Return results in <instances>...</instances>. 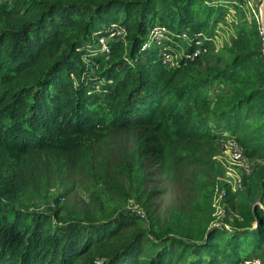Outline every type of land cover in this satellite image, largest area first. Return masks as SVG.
Wrapping results in <instances>:
<instances>
[{
	"label": "trees",
	"instance_id": "obj_1",
	"mask_svg": "<svg viewBox=\"0 0 264 264\" xmlns=\"http://www.w3.org/2000/svg\"><path fill=\"white\" fill-rule=\"evenodd\" d=\"M229 4L246 13L236 0H0V264L264 257V58L243 32L229 60H205ZM113 22L127 35L105 51ZM155 24L185 47L176 66L143 47ZM199 32L209 51L192 60ZM225 135L254 161L227 228L212 224ZM94 188L138 209L103 215Z\"/></svg>",
	"mask_w": 264,
	"mask_h": 264
},
{
	"label": "rangeland",
	"instance_id": "obj_2",
	"mask_svg": "<svg viewBox=\"0 0 264 264\" xmlns=\"http://www.w3.org/2000/svg\"><path fill=\"white\" fill-rule=\"evenodd\" d=\"M238 4H247L243 5V9L246 13L243 14L236 6L229 4L231 10H227L223 15L226 17H221L219 20L220 30L217 36L214 37L211 43V51L206 55L205 60L210 64H216L220 61L225 62L229 60L233 55V48L238 41L239 36L244 32L245 39L255 42L254 45L258 50L261 51V39L259 29L263 28V0H236ZM238 6V5H237ZM218 24L216 25V27ZM185 47L179 48L177 53H182ZM262 54V52H261ZM263 56V55H262ZM204 69V68H203ZM199 66L193 68L191 76L196 75L197 72L203 70ZM264 78V74H263ZM223 151V150H222ZM225 155V153L223 154ZM242 169L240 166L232 165L229 161H226V165H218V174L226 180V183L234 182L239 179ZM96 194L102 199V212L103 215H110L112 212L117 211H134L138 209V206L134 203L126 204L119 201H113L106 197L103 194L101 189L94 188ZM61 190H64L63 187ZM88 202L90 201L87 198ZM29 206L39 210H49L52 209V201L49 199L43 198H34L29 200ZM101 212V213H102ZM215 213V211H214ZM213 213V214H214ZM212 224L218 225L221 227H229L231 223L235 220V215L230 210H226L221 216L212 215ZM264 258V257H263Z\"/></svg>",
	"mask_w": 264,
	"mask_h": 264
},
{
	"label": "built area",
	"instance_id": "obj_3",
	"mask_svg": "<svg viewBox=\"0 0 264 264\" xmlns=\"http://www.w3.org/2000/svg\"><path fill=\"white\" fill-rule=\"evenodd\" d=\"M168 28L161 24H155L151 27L148 39L143 45L147 47L150 44H156L161 48V58L165 65L176 66L178 64L179 54L173 52L166 44L168 37ZM259 33L262 40L261 52L264 58V28L259 29ZM127 35V30L124 25L113 22L109 27L107 34H104L98 38V42L102 49L108 51V42L117 38H124ZM218 35V34H217ZM215 35V36H217ZM214 36V37H215ZM189 37V31L184 30L181 33V39L186 40ZM212 38V41L214 39ZM205 35L202 32L197 33L196 46L191 55V59L194 60L206 54L209 51V47L205 44ZM220 146L222 153L228 156V161L232 165L240 166L242 169L239 179L226 183V180L219 176L214 187L213 196V207L215 208V215L221 216L230 210L226 199L231 192H235L242 188L243 178L249 177L254 172V161L246 153L244 147L238 142V140L232 135H225L220 140ZM217 157V156H216ZM226 165V164H225ZM231 211V210H230ZM241 264H263V258L260 256H255L252 258L244 259Z\"/></svg>",
	"mask_w": 264,
	"mask_h": 264
},
{
	"label": "crops",
	"instance_id": "obj_4",
	"mask_svg": "<svg viewBox=\"0 0 264 264\" xmlns=\"http://www.w3.org/2000/svg\"><path fill=\"white\" fill-rule=\"evenodd\" d=\"M228 160H229V159H228V156L223 155L222 150H221V147H220L219 152H218V154H217V161H218L220 164L225 165V164H226V161H228Z\"/></svg>",
	"mask_w": 264,
	"mask_h": 264
},
{
	"label": "water",
	"instance_id": "obj_5",
	"mask_svg": "<svg viewBox=\"0 0 264 264\" xmlns=\"http://www.w3.org/2000/svg\"><path fill=\"white\" fill-rule=\"evenodd\" d=\"M262 9H263V16H264V0H263ZM263 28H264V19H263Z\"/></svg>",
	"mask_w": 264,
	"mask_h": 264
}]
</instances>
